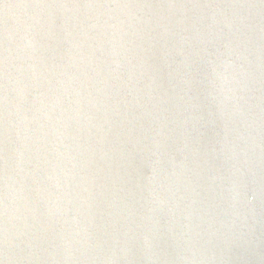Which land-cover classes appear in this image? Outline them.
<instances>
[{
  "label": "water",
  "instance_id": "obj_1",
  "mask_svg": "<svg viewBox=\"0 0 264 264\" xmlns=\"http://www.w3.org/2000/svg\"><path fill=\"white\" fill-rule=\"evenodd\" d=\"M0 264H264V0H0Z\"/></svg>",
  "mask_w": 264,
  "mask_h": 264
}]
</instances>
